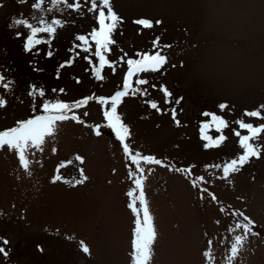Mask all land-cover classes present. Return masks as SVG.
Masks as SVG:
<instances>
[{
    "label": "rangeland",
    "instance_id": "rangeland-1",
    "mask_svg": "<svg viewBox=\"0 0 264 264\" xmlns=\"http://www.w3.org/2000/svg\"><path fill=\"white\" fill-rule=\"evenodd\" d=\"M110 4L122 23L112 34L116 43L104 53L112 66L106 64L101 69L104 79L97 80L99 59L89 33L98 24L87 10L90 5L78 13L52 0H43L39 9L33 7V0H0V75L11 82L9 91L0 88L6 100V107L0 108V130L43 114L37 111L40 89L48 99L69 103L93 97L73 110L81 123L57 122L42 151L31 149L28 172L14 152L0 150V237L9 241L4 245L8 257L0 254V264H132L135 215L126 193L132 190L138 195L134 181L141 173L107 127L102 115L107 106L96 98L123 90L126 60L139 59L138 52H152L157 37L161 47L172 46L162 53L168 62L157 72L133 76L132 86L143 92H130L117 108L130 129L125 142L133 152L163 161L140 165L158 234L149 264H229V249L235 237L243 235L236 225L245 223L237 212L255 222L256 234H248L234 264H264V148L260 159L251 158L227 180L217 178L221 169L206 167L243 154L234 132L248 133L234 121L264 124L243 115L252 110L264 115L260 108L264 105V0H110ZM38 17L66 23L56 26L54 37L38 34L43 42L26 51L29 30L9 25L14 19L37 25ZM139 18L162 23L144 29L133 23ZM81 34L88 45L75 39ZM85 46L90 49L87 53ZM70 59V65L60 67ZM139 78L147 83L136 84ZM33 87L37 92L30 97ZM162 87L172 92L173 104L165 103ZM179 97L183 100L175 105ZM151 101L164 111L152 109ZM221 103L229 107L221 111ZM171 107H176L179 127L168 111ZM205 111L222 116L229 127L217 131L211 117L201 115ZM205 124L204 135L213 140L227 137L220 147L204 148ZM97 126L100 135L95 134ZM250 142L264 145V133ZM179 168H190L192 175L175 171ZM81 173L87 179L78 184ZM56 176L61 179L53 183ZM196 177L204 181L197 180L198 187H193ZM80 241L90 254L81 251Z\"/></svg>",
    "mask_w": 264,
    "mask_h": 264
},
{
    "label": "snow or ice",
    "instance_id": "snow-or-ice-1",
    "mask_svg": "<svg viewBox=\"0 0 264 264\" xmlns=\"http://www.w3.org/2000/svg\"><path fill=\"white\" fill-rule=\"evenodd\" d=\"M42 2L43 0H40L39 3L36 2V0H33V7L39 9ZM52 2L53 4L63 3L67 9H71L78 13L86 5H90L87 10L94 14L96 23L99 26L98 28L93 27L92 31L89 33L96 45L94 56L99 59V67L95 69V78L97 80H103L104 76L101 74V69H103L106 64L112 66V62L106 60L104 53L110 52L111 49L109 46L116 43V41L112 39V34L118 28L119 24L122 23V18L119 17L117 13H115L110 4V0H84L83 4L81 3V0H72L71 3H69L68 0H52ZM2 6L3 5H0V7ZM98 6H101L99 7V10ZM105 8L107 9V13L104 10ZM37 19V25H33L27 20L23 19H14L9 25L10 28L13 26H23L29 30V35L26 37V42L24 44L26 51H31L34 45L43 42L37 39L38 34L47 33L48 35L54 37L57 30L56 26H63V24L66 23L60 19H53L50 21H45L43 18L39 17ZM133 23L141 26L144 29H151L154 24L160 25L162 21L156 20L153 22L147 18H139L134 20ZM20 35L21 33L18 32L17 36ZM75 39L83 42L84 45H88V39L83 34L76 35ZM152 44V52H138L135 55L140 57L139 59L128 58L126 60L127 72L123 81V90L116 91L115 94L109 98L103 96L96 98L100 105L107 106L106 110H104L102 113L103 119L107 121V127L111 128L115 132L117 139L122 144L124 153L131 158L133 164L137 165V171L141 173V178L135 179L134 181L135 189L138 190V195L132 190L126 193V195L131 198L129 208L135 215L134 240L132 242L131 252L132 264H149V261L152 259V245L158 236L153 224V217L150 214L149 206L145 199L143 179L144 168L140 167V165L141 162L148 165H162L163 161L152 155H144L138 151L133 152V149L130 148L129 143L125 142L131 137L130 129L118 114L117 108L122 102V98L128 96L130 92L133 95H135L138 91L143 92V89H136L132 86L131 79L133 76H137L139 73L148 71L157 72L168 62L167 56L163 55L162 53L165 48H171L172 46L163 45L161 47L159 37L155 38L152 41ZM76 47H79V45H76ZM83 51L87 53L90 51V49L89 47L85 46ZM51 55L52 53L49 52L48 56L50 57ZM126 55L127 54L125 53V56ZM120 59H123V57ZM70 63L71 59L61 63L60 67L62 68L65 65H70ZM173 67H175V65H173ZM113 71H115L114 67ZM77 83H80L78 78ZM146 83L147 81L142 78L136 80V84L141 86L145 85ZM10 84L11 82L8 81L5 76L0 75V88H3L5 91H9ZM52 91L57 92L56 89H53ZM59 91L63 93L64 89H60ZM160 91L165 97V103L173 104L172 92L167 87H162ZM36 92L37 89L33 87L32 90L29 91L28 95L30 97H35ZM38 96L40 100L37 104V111L42 112L43 114H37L34 117L17 121L16 126L5 130H0V150H4L6 148L8 151L14 152L18 156L19 162L26 172H28L30 169L28 153L31 151V149L35 148L42 151L41 146L44 144L45 138L51 137L55 134L57 130V122L72 119L78 123H81L82 121H80L79 117L74 114L73 110L87 105L89 101L93 99V97L87 96L71 103L56 98L48 99L46 98L45 91L42 89L38 91ZM182 100L183 97L175 98V105L180 104ZM33 103H36L35 99L33 100ZM3 107H6V100L0 96V108ZM150 107L154 110H157L158 112L164 111L163 109L159 108L158 103L155 101L150 102ZM228 107L229 106L225 103L218 105V108L221 111H224ZM260 108L264 109V105H261ZM168 111L171 114L174 124L179 127L181 122L177 119L178 113L176 107H171L168 109ZM70 113H72L71 116L69 115ZM85 115H87V113H85ZM201 115L204 117H211V122L215 124L217 131H220L222 127H229V122L216 113L205 111ZM243 115L246 117L264 120V115L261 114L260 110L245 111ZM233 123L238 124L240 129L247 130L248 135L243 136L239 131L234 132L236 136L240 137L239 144L244 151L243 154L223 165L217 164L206 166L221 169L222 175L218 176V179L227 180L231 173H237L253 157L260 159L261 148H264V145L250 142L258 140L260 134L264 133V124L254 125L253 123L245 122L243 119L236 120ZM207 126L208 125L205 124L201 128V138L208 141L204 144V148L213 149L220 147L227 137L225 135H220L217 139L213 140L211 137L204 135V127ZM95 134H101L99 131V126H97V129L95 130ZM77 159L83 162L81 157L78 156ZM164 166L167 167V165ZM175 171L184 173L186 176L192 175V170L190 168H179L175 169ZM81 176L82 179H78L76 183H83L84 180L87 179V176L83 173H81ZM60 179V176H56L52 182L55 183ZM197 180L204 181V177H196V179L192 182L193 187H198V184L196 183ZM229 182L231 183L230 180ZM204 191L207 192V188H205ZM208 195H210L213 200L216 199L214 194L208 193ZM235 215L242 217L245 223H237L236 225L237 229L243 230V235H237L229 249V264H234L235 258L239 254L244 241L248 238V234H256L253 231L255 222L252 221L250 217L245 215L243 212H237ZM8 243L9 241L7 239L2 240L3 245H7ZM80 248L84 254H90L89 247L83 241H80ZM40 250L43 251V249ZM0 254H2L5 258L8 257V251L3 246H0ZM210 255V253H205V256Z\"/></svg>",
    "mask_w": 264,
    "mask_h": 264
},
{
    "label": "trees",
    "instance_id": "trees-1",
    "mask_svg": "<svg viewBox=\"0 0 264 264\" xmlns=\"http://www.w3.org/2000/svg\"><path fill=\"white\" fill-rule=\"evenodd\" d=\"M99 27V26H98ZM2 237H0V246H3L4 247V245H2ZM32 264H36L35 262L34 263H32Z\"/></svg>",
    "mask_w": 264,
    "mask_h": 264
}]
</instances>
